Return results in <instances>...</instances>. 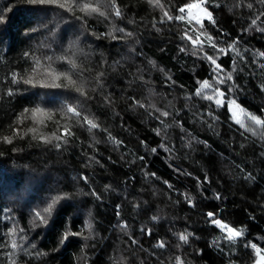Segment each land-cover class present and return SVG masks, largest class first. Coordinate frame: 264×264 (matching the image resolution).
<instances>
[{
	"label": "trees",
	"instance_id": "obj_1",
	"mask_svg": "<svg viewBox=\"0 0 264 264\" xmlns=\"http://www.w3.org/2000/svg\"><path fill=\"white\" fill-rule=\"evenodd\" d=\"M162 2L167 5L169 0ZM172 2L178 3L179 0ZM213 2L221 5L220 9H212L218 21V29L209 24L208 31L213 35L219 33L220 46L226 47L234 39L239 41L238 50L245 55L243 61L237 57L233 66L234 52L220 59L225 72L233 71L235 67L237 83L246 89L238 97L239 100L249 110L259 114V109L264 107V93L258 88L261 83L260 71L251 61L253 50L264 51V33L242 31L248 27L252 13L246 8L233 7L237 0H210V8ZM244 2L247 3L249 0ZM117 3L125 12V17L123 21H115V26H126V31L134 32V48L142 55L130 53L129 47L122 46L120 41L110 42L108 38L96 41L95 36H89L87 39L83 35L80 36L78 47L81 52L76 58L80 67L76 71L92 69L85 71L84 76L89 81L88 95L94 97L84 103V113L96 117L101 130L89 132L87 125L80 127L72 121L78 138H73L72 142L59 152L54 147H46L39 141H33L31 134L25 140L15 141L12 146L0 143V152H4V155L0 156V189L3 190V196L0 197V234L6 231L7 222L2 216L3 208L8 207L13 210L20 227L28 232L30 241L37 245L38 250L47 253L37 261L24 256L21 251L19 257L21 264L25 262L85 264L80 251L85 241L81 237H69L64 245H59L58 239L65 225L73 231H79L84 221L90 219L94 234L87 242V264H112L109 257L118 258L121 252L127 255L130 247H136L130 245L127 236L119 229L113 230V225L117 223L115 205L121 204V216L135 230L136 238L141 241L143 247L149 248L156 238H163L174 245L177 241L172 238L169 228L183 230L187 227L189 231L194 230L195 236L199 237L192 239L182 250L190 264H226L225 257L208 247L211 239L219 233L205 223L202 214L218 206L224 209L221 215L226 221L237 227H245L251 233L250 239L264 244V241L259 240V237L264 236V163L261 162L264 160V157H261L264 148L260 147L261 142L258 138L245 133L248 138L244 139L237 126H230L224 110H217L220 120L210 129L207 123L201 124L184 107L185 101L182 98L184 93L194 91L196 79L209 76L210 70L207 62H201L192 55L191 44H187L186 53L179 51L178 46H183V42L178 31L185 27L182 22L161 25L160 10L151 8L146 0H117ZM9 5H12V10L3 13V8ZM229 8L233 10L229 11ZM0 14L7 17V22L0 24V80H2L3 76L18 63L20 67L17 70L23 71L25 65L18 59L23 51L31 49L37 55L43 54L50 37L43 31L31 34L30 37L25 36V31L36 27L45 14L34 10L32 6L20 3V0H0ZM52 15V11L47 12L49 19H52ZM129 20H134L135 23L129 24ZM153 20L157 22L156 27L161 29L160 32L153 28ZM74 27L80 29L79 24ZM112 27L113 25L107 21L91 18L88 31L99 33ZM68 31L71 33V28ZM79 34L78 32L77 35ZM71 38L75 39L74 36ZM68 39L66 36L64 46L68 45ZM245 49L248 51L245 52ZM101 59L107 63L103 69L100 66ZM148 60H152L155 67L148 65ZM115 61L121 63L116 65ZM136 66L145 68L143 77L147 83L137 79ZM67 68L68 66L64 65L61 70ZM161 69L164 71L161 72ZM101 70L106 73V82L100 92L94 93L91 91L94 86L93 78L96 72ZM168 75L175 80V87L166 85L165 77ZM131 81L134 83H129ZM19 87L21 90L26 88L22 84ZM62 91L36 88L22 92L14 98L5 97L0 100V135L10 134V130L4 125L10 124L13 112L19 111L25 105L40 104L59 108L64 97L45 93ZM109 92L112 93L113 100L110 106L102 102V97ZM130 96L146 107L132 105L128 99ZM169 101H172V105H169ZM72 103L75 105L76 100L73 99ZM190 104L196 106L198 101L193 98ZM149 105H155V108ZM156 108L167 110L172 115L160 117ZM177 110L181 111L179 119L186 129L185 133H181L180 128L174 123L173 117ZM54 120L60 121L61 125L65 123L58 113ZM208 123L212 121L208 120ZM164 124L170 127L165 130ZM28 126H31L30 120L25 122L24 128ZM156 128H160V135L154 131ZM56 129L55 123L46 121V127H41L40 131L50 134ZM105 129L106 131H103ZM109 133L121 143L117 145L114 141L108 140ZM182 135L185 137L183 141L180 139ZM165 136L167 139L163 140ZM192 136L200 143L192 140ZM141 140L147 147L140 143ZM162 140L171 152L159 147ZM204 141H207V147ZM188 142H191V147L184 148L183 144ZM241 144H244L245 148L241 149ZM12 147L17 148L15 153ZM152 148H158V151L152 153ZM141 155L145 156L143 162L139 160ZM89 157H95L99 163L89 161V166L83 167ZM236 164L244 168L243 173L235 167ZM142 167L156 176L145 180L140 171ZM81 172L88 175L90 185L102 196L101 201L84 194L90 192L91 188L83 181L74 179ZM45 174L48 179L42 184L35 185L33 190L25 192L18 189L15 192H8V189L19 184L25 175L40 177ZM206 174L209 181L204 183L203 177ZM247 174L253 175L255 180L246 182L244 176ZM133 176L135 177L133 180H126V177ZM165 180L172 185L171 189L163 184ZM55 181H59V184ZM105 184H110L112 189L105 192ZM49 187L56 188L62 193H70V199L60 203L59 211L49 226L37 225L33 229L29 223V209L42 201L46 195H50L47 192ZM77 189L82 191L78 193ZM153 191L157 193L156 196L152 195ZM184 192L196 201L195 208H189L184 202L183 196L180 195ZM215 192L221 194V200L214 198ZM177 199L179 203H175ZM137 201L141 203V208L144 207V201H149L151 212L147 215L142 212L138 214L139 210L131 207V204ZM43 206L40 204L41 208ZM89 212L92 213L91 217L88 216ZM152 214L159 215L161 220L152 224L148 220V216ZM142 225L152 227V237L141 236L139 230ZM84 234H88L87 230ZM114 249L117 251L114 252ZM196 249L203 251L197 255ZM172 251L176 250L173 248ZM139 255L144 258L147 254L140 252ZM149 264H156L155 259L149 258Z\"/></svg>",
	"mask_w": 264,
	"mask_h": 264
},
{
	"label": "snow or ice",
	"instance_id": "obj_2",
	"mask_svg": "<svg viewBox=\"0 0 264 264\" xmlns=\"http://www.w3.org/2000/svg\"><path fill=\"white\" fill-rule=\"evenodd\" d=\"M147 4L153 9H159L161 18L159 23L161 25L169 24L170 22H182L185 27L178 31L180 40L183 42V46H178L181 53L188 51L187 44L192 46V55L197 57L201 62H207L210 70V75L205 78H197L195 81V88L192 92H186L183 95L185 101L184 107L192 113L195 119L199 120L201 124H208L210 129L213 128L214 124L220 120V114L217 110H224L226 112V118L230 122V126H237L241 130V135L244 139L248 137L245 133L250 134L252 137L258 138L260 147L264 148V107L259 109L257 112L249 110L239 100V96L246 91L243 85L237 83L235 77V67L233 71L225 72L223 62L221 61L222 56L228 55L230 52L235 54L232 57L233 66L236 64V58L239 57L241 61L245 59V55L238 50V40H232L225 46H220L218 35H213L208 31V25H212L213 28L218 29V21L215 18L213 8L220 9L219 3H212V8L209 7L210 0H179L178 3H173L169 0L168 4L162 2V0H146ZM20 3L32 6L34 10L42 11L45 15L36 27L30 28L25 31V36L38 33L43 31L50 37L49 43L46 45V51L37 55L35 51L31 49L25 50L18 57L20 63L25 65L23 71H19L20 64L18 63L15 68L10 69L0 80V100L5 97L14 98L22 92L29 91L30 89H62L59 93H45L46 95H60L64 97L61 101L59 108L41 106L35 104L34 106L25 105L19 111H14L11 117V123L5 124L4 127L10 130V134L0 135V143L6 146H12L17 140H25L29 134L33 141H39L44 146L54 147L58 152L65 149L73 138L76 137L74 131L75 125L83 127L87 125L88 131L101 130V126L96 117H90L84 113V103L92 100L94 97L88 95V84L87 77L84 76L85 71H91L92 69H80L76 71L80 66L77 63V56L80 54L81 49L78 47L80 42V36L83 35L85 39L89 36H95L96 41L104 38H108L111 41H120L122 46H128L130 53H135L136 56L142 55L134 48V32L126 31V26L116 27L115 21H123L125 12L122 10L117 0H20ZM259 5V7H256ZM127 7V5H125ZM233 7L241 9H248L252 13L251 21L247 28L242 29L244 32L256 31L264 33V0H249L245 3L244 0H237V3ZM12 10V5L3 8V13H8ZM232 11V8L228 9ZM52 11V19H49L47 12ZM96 18L102 19L112 24L113 27L105 32H89V20ZM7 22V17L4 14H0V24ZM129 24H134V20H129ZM156 21L153 20V28L160 32L161 29L156 27ZM79 24L80 29L74 27ZM71 28V33L68 29ZM80 33L77 35V33ZM68 36V45L64 46V39ZM75 37L72 39L71 37ZM138 43V41H135ZM91 47V42L89 44ZM248 49H245L247 52ZM69 53H71L69 55ZM252 64L256 65L260 71L261 83L258 85L259 91L264 93V51L253 50ZM120 61H115L114 64L119 65ZM148 65L155 67L152 60H148ZM67 65V70H61ZM101 69L107 66L106 60L101 59ZM145 68L142 66L135 67V73H137V79L144 81L143 73ZM164 69H161L163 72ZM106 73L101 70L96 72L94 79V86L91 91L96 93L100 92L105 85ZM132 75V73H130ZM255 76V73H253ZM63 81V82H62ZM129 83H134L131 81ZM165 83L168 86L175 87L176 82L168 75L165 77ZM26 86L23 90L20 89V85ZM183 86H181L182 88ZM151 91V90H150ZM72 93L77 95L73 96ZM35 95V93H32ZM112 93L109 92L107 95L102 97V102L105 105H111L113 100L111 99ZM135 95V93L133 94ZM83 98V99H81ZM195 98L198 101L196 106L190 104L191 100ZM76 100V104L72 103V100ZM131 100L132 105L139 108H145V104L139 100L128 97ZM169 105H172V101H169ZM149 107L155 108V105H149ZM194 109H202V111H196ZM160 117H169L172 115L167 110H161L156 108ZM59 114L61 119L65 121L63 125L60 121L54 120V116ZM152 115V113H149ZM181 111L177 110L173 120L176 126L180 128L181 133H185L181 120L179 119ZM207 117V119H205ZM159 118V117H155ZM31 121V126L24 128L26 121ZM211 120L212 123H208ZM46 121H51L57 125L56 131L52 133H45L40 131L41 127H46ZM170 127L168 124H164V129L167 130ZM103 131H106L103 130ZM157 135L161 134L160 128L154 129ZM191 135V134H189ZM167 136L163 138L166 140ZM181 141L185 139L182 135ZM192 140H196L197 143L200 141L192 136ZM108 140L114 141L115 144L119 145L121 141L115 140V138L108 134ZM159 147L165 148L166 151H170L167 145L163 142ZM142 145H147L143 140L140 141ZM207 147V141L203 142ZM91 146V145H90ZM184 148H190L191 142L183 144ZM240 148H245L244 144L240 145ZM13 153L17 151L16 147H12ZM158 148H152L151 152L155 153ZM4 152H0V156H3ZM261 157H264V151L261 152ZM139 160L143 162L145 156L141 155ZM89 161H94L95 157H89L85 161L83 167L89 166ZM264 163V160L261 161ZM171 166V165H170ZM102 167V165H101ZM241 173L244 172V168L240 164L235 165ZM142 176L145 180L150 177H155V173H149L144 167L140 169ZM177 171H179L177 169ZM190 175V173H186ZM135 177H126V180H133ZM48 179L47 174L37 177L35 175H25L19 184L8 189V192H15L21 189L25 192L33 190L35 185L42 184ZM76 180L83 181L85 185H88L91 190L85 195H91L97 201L102 200V196L92 188L89 182L88 175L81 172L76 177ZM244 180L254 181L255 177L251 174L244 176ZM209 176L206 174L203 177V182L207 183ZM59 184V181H55ZM163 184L167 185L169 189L172 185L167 181H163ZM200 182L198 181V187ZM112 189L110 184L104 185V191L108 192ZM78 193L81 189L76 190ZM47 192L50 195H46L45 198L38 204L29 209L30 226L36 228L37 225L49 226L52 218L58 213L59 205L62 201L70 199V193L59 192L56 188L49 187ZM55 193V194H52ZM153 196H156L155 191L152 192ZM167 195V193H165ZM183 196L184 202L189 208L196 207V201L187 192L180 193ZM3 196V190L0 189V197ZM17 198L19 195L17 194ZM216 200H221V194L219 192L214 193ZM207 199V197H205ZM177 199L175 203H179ZM40 204L44 206L41 208ZM144 207L141 208L139 201L133 202L131 207L134 210H139L138 214L147 215L151 212L150 202L144 201ZM121 204H116V217L117 223L113 225V230L119 229L120 232L127 236L130 245L136 246L135 248H129L127 251L129 254L125 255L121 252L119 257H109L112 264H149V258H154L156 264H190V261L186 258L182 251L186 245H189L192 239H199L195 236V232L189 231L187 227L183 230H175L169 228L172 238L177 243L171 245L168 241L163 238H156L153 243L150 244L149 248L143 247L140 240L136 238L135 230L126 222L121 216ZM224 209L215 207L213 210H207L202 215L205 218V223L212 226L218 231L219 235L214 236L208 244V247L216 250L221 256L226 258V264H264V244L255 242L250 239L251 233L241 226H234L232 223L226 221L222 217ZM92 213L89 212L88 216L91 217ZM2 219L7 222L5 225L6 231L0 234V264H21L20 253L23 252L24 256L39 260L47 255L46 252L37 249V245L30 241L28 232L20 227L16 218L13 215V210L4 207ZM148 220L152 223H158L161 217L157 214L148 216ZM11 225V226H8ZM87 230V235L84 234ZM141 236L152 237V227L141 226ZM94 227L90 219L84 221L83 227L79 231H73L68 225H65L63 232L60 234L58 239L59 245H64L69 237H81L85 243L81 246V256L87 264V242L93 238ZM119 238V237H118ZM259 240L264 241V236L259 237ZM176 251H172V249ZM114 252L117 249L113 250ZM202 249H196V254L202 253ZM140 252L146 253L144 258L139 255ZM167 253L165 256L164 254ZM26 264V262H25Z\"/></svg>",
	"mask_w": 264,
	"mask_h": 264
}]
</instances>
